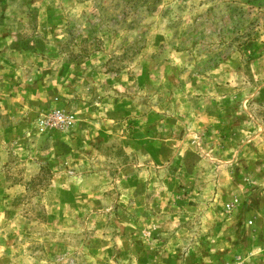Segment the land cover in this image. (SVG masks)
Listing matches in <instances>:
<instances>
[{"label":"rangeland","instance_id":"obj_1","mask_svg":"<svg viewBox=\"0 0 264 264\" xmlns=\"http://www.w3.org/2000/svg\"><path fill=\"white\" fill-rule=\"evenodd\" d=\"M0 264H264V0H0Z\"/></svg>","mask_w":264,"mask_h":264},{"label":"built area","instance_id":"obj_2","mask_svg":"<svg viewBox=\"0 0 264 264\" xmlns=\"http://www.w3.org/2000/svg\"><path fill=\"white\" fill-rule=\"evenodd\" d=\"M53 118H54V121H52V123L55 125H59V123H62L66 120V117L63 116V114H55Z\"/></svg>","mask_w":264,"mask_h":264}]
</instances>
